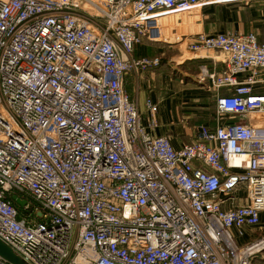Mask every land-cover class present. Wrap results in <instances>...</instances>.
Here are the masks:
<instances>
[{"label":"built area","instance_id":"2783aa9c","mask_svg":"<svg viewBox=\"0 0 264 264\" xmlns=\"http://www.w3.org/2000/svg\"><path fill=\"white\" fill-rule=\"evenodd\" d=\"M225 1L0 0V238L27 264H255L264 237H239L264 211V124L224 116L264 114V41L174 26L165 40L159 21ZM143 38L225 53L207 72L217 123L179 148L124 86L161 62L134 54Z\"/></svg>","mask_w":264,"mask_h":264},{"label":"crops","instance_id":"0c3cea01","mask_svg":"<svg viewBox=\"0 0 264 264\" xmlns=\"http://www.w3.org/2000/svg\"><path fill=\"white\" fill-rule=\"evenodd\" d=\"M197 11L194 14L196 30L185 32L186 34L223 30L254 31L258 40L264 41V0L208 3ZM183 17L178 12L173 15H160L159 21L163 31L161 38L169 40L168 29L182 23L179 18L183 19ZM184 42L174 41L163 44L160 41L143 38L135 45L134 54L159 55L161 62L158 65L127 72L124 81L130 97L137 102L142 123L153 134H165L174 148L193 141L199 124L214 126L217 123L215 90L209 82L207 72L219 71L225 57V53L220 50H193ZM253 92L264 93V68L259 71ZM147 98L156 104L155 111L147 107ZM152 119L156 120L155 125H152ZM224 119L242 121L251 125L264 124V114L258 111L227 114ZM243 201V194H236L232 202ZM263 226L264 211L261 212L260 227ZM246 233L245 231V234L239 237V242L249 239ZM263 252L256 255L255 264H264ZM257 259L262 261L258 262Z\"/></svg>","mask_w":264,"mask_h":264},{"label":"rangeland","instance_id":"374dc122","mask_svg":"<svg viewBox=\"0 0 264 264\" xmlns=\"http://www.w3.org/2000/svg\"><path fill=\"white\" fill-rule=\"evenodd\" d=\"M180 15L182 14L183 17V21L182 23L178 24V25H173L174 28H176V33L179 34L181 32H188V31H195L196 30V25H195V20L193 16H189L188 12H178ZM169 33V40H173L174 39V35L171 33V29L168 30ZM187 40V39H186ZM186 40L184 42V44L186 43ZM160 42H162L163 44H166L167 41H163L161 40ZM247 229H245V231L248 233L249 235V240H253V239H260L262 237H264V226L263 227H259V226H255V227H246ZM246 233V234H247ZM264 254V252H263ZM261 256V254L259 255ZM257 261H262L260 259H257Z\"/></svg>","mask_w":264,"mask_h":264},{"label":"water","instance_id":"95a60500","mask_svg":"<svg viewBox=\"0 0 264 264\" xmlns=\"http://www.w3.org/2000/svg\"><path fill=\"white\" fill-rule=\"evenodd\" d=\"M11 198L18 206H24L26 198L19 196L17 193H11ZM0 258L10 264H27L25 260L17 254L13 248L0 238Z\"/></svg>","mask_w":264,"mask_h":264},{"label":"bare ground","instance_id":"6f19581e","mask_svg":"<svg viewBox=\"0 0 264 264\" xmlns=\"http://www.w3.org/2000/svg\"><path fill=\"white\" fill-rule=\"evenodd\" d=\"M256 249H258L257 253H255L254 255H257L259 254L260 252H263L264 251V238L260 239L259 241H257L255 247ZM256 257V256H255ZM254 257V258H255ZM253 258V260H254Z\"/></svg>","mask_w":264,"mask_h":264},{"label":"trees","instance_id":"16d2710c","mask_svg":"<svg viewBox=\"0 0 264 264\" xmlns=\"http://www.w3.org/2000/svg\"><path fill=\"white\" fill-rule=\"evenodd\" d=\"M19 209H22L21 207Z\"/></svg>","mask_w":264,"mask_h":264}]
</instances>
